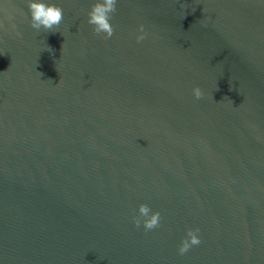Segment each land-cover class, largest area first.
I'll return each instance as SVG.
<instances>
[{"label": "water", "instance_id": "95a60500", "mask_svg": "<svg viewBox=\"0 0 264 264\" xmlns=\"http://www.w3.org/2000/svg\"><path fill=\"white\" fill-rule=\"evenodd\" d=\"M46 2L0 0V264H264V0Z\"/></svg>", "mask_w": 264, "mask_h": 264}, {"label": "clouds", "instance_id": "9594fccd", "mask_svg": "<svg viewBox=\"0 0 264 264\" xmlns=\"http://www.w3.org/2000/svg\"><path fill=\"white\" fill-rule=\"evenodd\" d=\"M117 3L118 0H96L88 12L87 22L93 26L94 34L102 36L105 40L110 39L115 34V28L111 20L117 11ZM24 15H30V26L37 32L41 29L46 32H57L55 30L59 28L64 19V10L54 3L46 2V0H28V13ZM13 19L14 17L11 15L8 16L10 22ZM4 27L5 25L0 23V28ZM12 27L15 28L16 25L13 23ZM17 35H20V33H17ZM147 35L145 26L141 24L135 37L137 43L144 41ZM51 51L52 49L49 48V52ZM192 91L196 99L203 98L204 92L200 87L197 86ZM138 211L139 215L133 217V222L137 228L143 225L144 230L147 232L161 226V213L159 211L153 212L148 204H141ZM199 232V228H189L187 230L186 236L178 248L179 255L186 254L194 246H199L202 243Z\"/></svg>", "mask_w": 264, "mask_h": 264}]
</instances>
